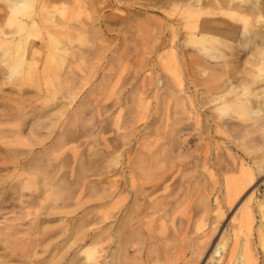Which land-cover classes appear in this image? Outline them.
I'll return each mask as SVG.
<instances>
[{"label": "rangeland", "instance_id": "374dc122", "mask_svg": "<svg viewBox=\"0 0 264 264\" xmlns=\"http://www.w3.org/2000/svg\"><path fill=\"white\" fill-rule=\"evenodd\" d=\"M190 3L218 42L192 35ZM34 9L40 90L0 56V264H264V0ZM8 15L0 0L6 34Z\"/></svg>", "mask_w": 264, "mask_h": 264}, {"label": "bare ground", "instance_id": "6f19581e", "mask_svg": "<svg viewBox=\"0 0 264 264\" xmlns=\"http://www.w3.org/2000/svg\"><path fill=\"white\" fill-rule=\"evenodd\" d=\"M5 1H6V6L9 9V15L7 17V22H9L10 26H13V25L16 26V28L13 31L8 32V34H6L5 32H3L0 29V48L2 49L0 52V56L2 57L3 62H6L7 65L10 67V74L8 75L9 79L14 77V75L21 74L20 76L26 82L34 84V85L37 84L36 87L39 88V90H40V84L36 80V77L38 76V74L36 72V67L34 66V64L29 59L30 58L29 54L32 51V47H33L32 43H34V38H38L41 36V33L39 32V29H38V22L34 19V13H35L34 4L37 0H5ZM241 1L242 2H249L251 0H241ZM257 2L258 1H256V3ZM219 6H221V5H219ZM188 8H189L187 11V17L189 19L188 20V26H189L190 30L192 31V35H194L197 40L202 41V42H209V43L218 42L220 40V38L224 35L223 33H225L226 30L218 28L219 20L217 19V17H215L216 15L215 14L212 15V14H210V12H208V13L204 12L202 7H200L199 4L197 7H194L190 3L188 5ZM43 10H45L44 6H43ZM252 12H253V10H252ZM60 14L65 15L66 13L60 12ZM24 15H26L27 17L32 19L31 23H28L26 20H24V17H23ZM236 15L238 16L239 20L240 19L245 20L247 18L246 14L244 12L236 13ZM66 16L67 15H65V17ZM48 17H50V16H48ZM52 18H54V17L52 16ZM66 20L65 21L63 20V21L68 23V19H66ZM248 20L249 19H247L246 22ZM60 24H61V27H62V25H64L63 22L62 23L60 22ZM55 27L56 26H54V28ZM73 28H74V26H73ZM228 30H229V28L227 29V31ZM233 32H235V31H233ZM3 35H6V37H3ZM49 38H50V45L53 47V49L64 51L65 45H62L61 41H59L56 37L53 38L51 36ZM51 58L54 60L57 59V60L62 61L61 55L58 54L57 51L51 53ZM0 63H2V62H0ZM10 81L14 83L13 78ZM238 103H239V101H238ZM240 106L241 105H239V107ZM228 107L231 108V105L226 104L224 107L222 106L221 108L227 109ZM239 110H245V109L241 108ZM233 111H236V110L233 109ZM242 114H244V113H242ZM8 117L13 118L14 117L13 113L11 112L10 115H8ZM3 134H4V132H3ZM246 173H247V171H246ZM249 175H248V178H249ZM250 177H252V176H250ZM249 182H250V180H249ZM231 191H233V190H231ZM229 198H230V195L228 197V200H229ZM233 201H234V199L232 200V202ZM259 207H260V209H263L264 205L261 204V205H259ZM253 219L254 218H253L252 210L250 208L245 209L244 212L242 213L241 217H240L239 227L241 229H247L248 230L253 223ZM235 249L231 250V258L229 260L230 262L237 260L238 262H240V264H255V261L252 258H250L244 250H240V252H238L239 257H236L234 255ZM85 252L87 254L88 259L93 261V263L96 262V260L98 258L96 255V250L94 248H89ZM229 261H228V264H229Z\"/></svg>", "mask_w": 264, "mask_h": 264}]
</instances>
